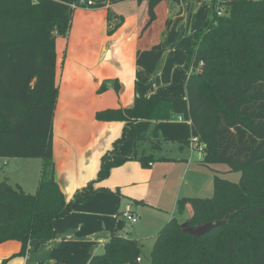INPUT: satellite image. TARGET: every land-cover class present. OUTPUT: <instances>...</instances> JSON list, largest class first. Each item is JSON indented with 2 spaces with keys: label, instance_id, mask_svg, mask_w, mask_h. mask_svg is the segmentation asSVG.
Wrapping results in <instances>:
<instances>
[{
  "label": "trees",
  "instance_id": "1",
  "mask_svg": "<svg viewBox=\"0 0 264 264\" xmlns=\"http://www.w3.org/2000/svg\"><path fill=\"white\" fill-rule=\"evenodd\" d=\"M91 9L106 0H90ZM150 21L161 1L145 0ZM78 0H0V158L42 161L35 193L0 178V244L49 240L55 219L70 204L54 180L52 122L58 97L55 42L70 28ZM207 18L186 51L185 97H135L127 109L96 114L102 121L189 122L202 163L239 170L238 182L214 177L210 198H181L176 214L191 207L188 226L224 221L200 238L183 234L170 219L155 235L150 264H264V0H220L206 4ZM218 9L221 14L218 15ZM109 27V25H108ZM201 64V65H200ZM116 87V85H115ZM187 142L186 144H190ZM159 147V143H152ZM150 157L140 159L142 165ZM93 189L77 191L83 202ZM115 221L102 252L87 264H142L140 244L117 233Z\"/></svg>",
  "mask_w": 264,
  "mask_h": 264
},
{
  "label": "crops",
  "instance_id": "2",
  "mask_svg": "<svg viewBox=\"0 0 264 264\" xmlns=\"http://www.w3.org/2000/svg\"><path fill=\"white\" fill-rule=\"evenodd\" d=\"M169 3L155 6L152 21L145 0H106L102 8H78L67 35L56 38L53 175L71 209L54 220L49 240L28 243L23 262L31 257L32 264H87L109 239L114 222L122 221L119 215L126 207L137 221L124 224L133 226L140 238L130 239L143 252L141 237L154 240L170 219L189 218L181 217L192 213L189 206L177 216V200L213 191L214 177L220 178L217 165L202 163L199 144H186L191 141L189 122L176 118L125 125L96 118L107 109L130 108L135 97L184 98L187 73L181 51L179 57L168 54L156 34L160 26L155 22ZM190 47L186 41L180 46L185 54ZM145 157L151 158L146 166L140 162ZM17 159L25 158H0V165L8 167ZM84 188L93 191L75 202L74 194ZM19 251L17 241L0 244V264H19Z\"/></svg>",
  "mask_w": 264,
  "mask_h": 264
},
{
  "label": "rangeland",
  "instance_id": "3",
  "mask_svg": "<svg viewBox=\"0 0 264 264\" xmlns=\"http://www.w3.org/2000/svg\"><path fill=\"white\" fill-rule=\"evenodd\" d=\"M206 4H208V0H178V3H169L168 7L166 6L167 8H162L159 18L155 22L157 25L160 26L159 34L158 31H156V34L159 38L158 40L164 41V48L168 51V54L172 53L173 56L179 57L178 52L179 50L181 51L180 58L182 66H184L185 63V48H180V46L185 41L191 44L195 32L200 29L204 24L206 19ZM168 27L169 30L166 31V28ZM164 30L165 34H163L164 36H162V32H164ZM183 96L185 97V89L183 91ZM198 154L201 157V153L199 152ZM1 163L2 162L0 161V164ZM13 163H17L20 165H14ZM40 164L41 161L39 159L25 158L21 160H12L11 164L8 167L0 165V178H9L7 180L9 184H11L12 186H20L23 192H25L26 194H33L35 193L39 181L38 178L36 183V180L34 178L38 173V177L40 176ZM213 165H217L216 167L219 171L218 175L220 176V178L232 183H236L239 181L241 176V172L239 170H233L226 164ZM212 192L213 191L211 189L207 194H202L200 197L210 198L212 196ZM189 208L191 209V207ZM185 215H188L190 217L191 213L189 214V211H185L181 217ZM179 220L181 221L182 218H179ZM132 228L133 226L131 227L126 225L121 230H118L117 233L127 238H140L132 232ZM141 238L143 240L140 243H142L145 248L142 252L143 260L141 263L150 264L149 252L151 251L150 248L153 245L154 240L152 238V235ZM101 252L102 249L99 250L97 254H100ZM16 259L20 260L19 264H32L31 257H29V259L25 262H23V256H17ZM13 261L14 259H12L11 262ZM66 264L70 263L67 262Z\"/></svg>",
  "mask_w": 264,
  "mask_h": 264
},
{
  "label": "built area",
  "instance_id": "4",
  "mask_svg": "<svg viewBox=\"0 0 264 264\" xmlns=\"http://www.w3.org/2000/svg\"><path fill=\"white\" fill-rule=\"evenodd\" d=\"M216 1L219 2L220 0H208V3H211V2H214ZM92 5V2L90 0H78L77 3L75 4H71L70 5V8L75 10V9H78V8H90ZM218 15L221 14V9H218V12H217ZM201 65V64H200ZM191 144H196V141L195 140H192L191 141ZM197 150L198 152L201 153V146L200 145H197ZM151 164H149L150 166ZM119 219L122 220L125 224H134L136 221H137V216L131 211V209L129 207H126L119 215ZM136 262L137 263H140L141 262V259L140 258H137L136 259Z\"/></svg>",
  "mask_w": 264,
  "mask_h": 264
},
{
  "label": "water",
  "instance_id": "5",
  "mask_svg": "<svg viewBox=\"0 0 264 264\" xmlns=\"http://www.w3.org/2000/svg\"><path fill=\"white\" fill-rule=\"evenodd\" d=\"M223 224L224 221H214L190 227L186 222H183L180 224L179 229L183 234L189 235L194 238H200L203 235L207 234L212 228L221 226Z\"/></svg>",
  "mask_w": 264,
  "mask_h": 264
}]
</instances>
